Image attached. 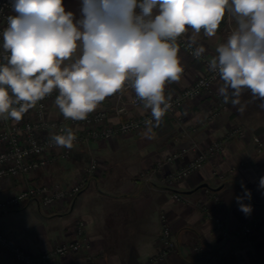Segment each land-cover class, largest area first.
Instances as JSON below:
<instances>
[{
  "label": "crops",
  "instance_id": "obj_1",
  "mask_svg": "<svg viewBox=\"0 0 264 264\" xmlns=\"http://www.w3.org/2000/svg\"><path fill=\"white\" fill-rule=\"evenodd\" d=\"M64 4L66 10L76 13L79 0H64ZM189 31L186 35L191 37L193 33ZM219 37L216 34L207 38L203 32L196 37L209 40L206 51L209 61L216 55L218 44L223 43ZM179 47L178 55L186 73L178 82L167 85L170 95L179 92L206 70L204 61L192 59L180 44ZM221 83L218 81L211 91L185 101L176 112L164 116L150 132L147 127L126 136L74 145L69 158L58 157L41 176L67 186L79 179L91 161L97 159L99 168L89 177L83 191L70 203L43 206L30 200L19 209L0 210V231L8 233L28 253L40 254L72 238L76 221L84 219L91 249L53 257L50 264H139L149 260L158 250L160 213L165 212L178 248L157 264L256 263L264 256V195L258 189L259 181L264 177V148L257 147L253 136H261L264 142V116L261 119L259 111L250 109L251 101L245 94L249 90H244L240 105L223 104L217 117L211 118L214 107L223 99L218 94ZM134 93V90L127 92L126 100ZM124 103L125 113L117 114L115 109L121 101L115 93L97 109L108 110L113 122L146 111L143 106H133L129 101ZM241 106H244L243 111L238 110ZM56 111L58 107L53 104L51 112ZM233 123L245 126L244 137L227 142L221 154L205 162L199 171L184 180L165 184L167 175L182 168L194 154L188 152L157 169L154 167L158 160L193 141L207 145L225 135ZM192 127L196 130L192 131ZM12 180L0 179V198L28 182L26 177ZM9 181L11 188L6 187ZM241 183L252 193L251 200L244 201L252 206L249 216L239 210L235 199L242 194ZM173 192L183 194L185 201L174 200ZM213 194L219 195L220 200H215ZM199 203L227 220L231 232L250 225L253 233L223 238L217 233L213 218L206 215ZM195 242L205 247L202 259L192 251L191 245ZM216 254L221 255L220 260L212 259ZM0 264L22 263L0 246Z\"/></svg>",
  "mask_w": 264,
  "mask_h": 264
},
{
  "label": "clouds",
  "instance_id": "obj_2",
  "mask_svg": "<svg viewBox=\"0 0 264 264\" xmlns=\"http://www.w3.org/2000/svg\"><path fill=\"white\" fill-rule=\"evenodd\" d=\"M11 8L0 33V118L19 121L55 91L65 119L85 120L129 87L151 110L150 132L171 107L165 85L184 72L178 38L191 30V47L201 32L214 37L226 15L235 26L209 61L222 82L218 94L235 107L249 90L264 108V0H79L76 13L64 0H11ZM204 52L200 46L194 55ZM74 140L71 129L52 137L68 149ZM241 189L235 199L249 216L253 209L244 201L252 193L243 183Z\"/></svg>",
  "mask_w": 264,
  "mask_h": 264
},
{
  "label": "built area",
  "instance_id": "obj_3",
  "mask_svg": "<svg viewBox=\"0 0 264 264\" xmlns=\"http://www.w3.org/2000/svg\"><path fill=\"white\" fill-rule=\"evenodd\" d=\"M11 8V0H0V33L7 26V17L13 15ZM227 17V16H225ZM2 43V37H0ZM180 46L183 50L196 61H204L206 70L194 79L189 85L182 88L174 94H167L165 85V96L170 97L171 107L164 116L176 112L181 105L187 100H194L202 94V92L211 91L213 86L220 81L219 76L209 70V60L204 53L200 58L194 55L195 49L199 47L196 43L191 47L189 39H182ZM0 62H3V50L0 48ZM183 66V65H182ZM184 68V66H183ZM186 69L184 68V75ZM132 91L131 88L125 87L121 92L116 93V97L120 99L121 105L117 106L115 112L117 114L125 113V101H129L133 106H143L142 101L138 100L136 94L130 95V99L126 100L127 92ZM57 92H53L51 96L39 101L37 105L29 109L23 114L19 121L14 119L0 118V179L26 177L28 182L21 188L10 195L0 198V210H12L21 208L26 201H35L43 206H53L57 203L73 202L74 199L83 191L88 183L91 175L97 172L99 161L93 159L85 170V173L73 183L63 186L57 181L38 182L37 174L44 171L58 157L69 158L74 145L90 140H104L114 136H126L131 133L140 131L149 127L145 121L153 120L151 110L146 111L138 116L127 117L117 122L111 120V115L105 108H98L90 113L85 120L65 119L59 108L57 113L51 112ZM225 104L223 99L221 103L214 107L212 117H217L218 113ZM163 116V117H164ZM155 121H153V124ZM71 129L75 140L71 149L55 146L52 137L58 134H65L66 130ZM192 131L196 127L191 128ZM246 130L242 123H233L225 135L214 139L207 145H200L198 142H192L187 147H183L177 151L168 154L166 157L157 161L154 168H161L165 164L174 162L179 157L188 152H193L194 157L191 158L182 168L175 170L167 175L165 184L173 185L175 182L184 180L191 174L199 171L205 162L214 159L216 155L221 154L227 142L245 136ZM253 142L259 149L264 148V142L261 136L254 135ZM264 195V190H261ZM174 200L183 202L185 196L180 192H173L171 195ZM213 198L217 201L220 196L213 194ZM206 215L213 218L215 229L223 238H233L237 235H250L253 233V226L244 225L240 230L231 232L227 220L214 215L210 210L205 208L204 204L199 203ZM168 215L165 212L160 213L161 229L158 237V250L149 257V260L139 264H157L165 261L170 254L177 250L178 242L174 237L172 226L169 222ZM86 221L78 219L74 225V236L68 240L61 241L48 251L40 254L28 253L21 245L6 232L0 231V246L7 251L13 259L22 264H50L53 257L65 256L71 252L79 250H90L92 243L86 234ZM193 253L199 259L203 258L205 247L200 242L191 245ZM220 254L212 257L214 260H220ZM254 264H264V256Z\"/></svg>",
  "mask_w": 264,
  "mask_h": 264
},
{
  "label": "rangeland",
  "instance_id": "obj_4",
  "mask_svg": "<svg viewBox=\"0 0 264 264\" xmlns=\"http://www.w3.org/2000/svg\"><path fill=\"white\" fill-rule=\"evenodd\" d=\"M227 16V15H226ZM235 26V22L231 19V18H229L228 16L227 17H225L223 20H222V22H221V25H220V27H219V29H218V31H217V34L218 35H220V37H219V41H226V39H227V36L230 34V32H231V30H232V28ZM188 33V32H187ZM189 33H190V31H189ZM191 33H192V31H191ZM192 37V36H191ZM191 37L189 36V35H186V33L185 34H183L180 38H178V43L182 40V39H189L190 41H191ZM208 38V37H207ZM207 38L205 39V38H202V39H204L203 41L202 40H200V39H198V38H196V44L200 47V46H203L204 48H205V55H206V51H207V48L209 47L208 45V41L209 40H207ZM210 43V42H209ZM180 44V43H179ZM181 65H183L182 63H181ZM184 66V65H183ZM185 67V66H184ZM186 69V68H185ZM186 73V72H185ZM190 84V83H189ZM188 84V85H189ZM245 94H247V98L251 101V105L252 106H250V109H253V108H255V110H257V111H259L260 113H261V119L263 118L262 116H264V108H261L259 105H260V101L259 100H253L252 99V95H251V93H250V91H246L245 92ZM50 166V165H49ZM49 168V167H48ZM47 168V169H48ZM47 169H45L44 171H46ZM42 173H43V171H41V172H39L36 176H37V179H38V182H43V181H50V182H53L52 180H46V179H44V178H42ZM17 178V177H16ZM8 179H10V181H13L12 179L13 178H6V180H8ZM5 181V180H4ZM10 181H9V183H7V185H6V187H8V188H11V187H9V186H11V184H10ZM73 183V182H72ZM71 184V183H70ZM6 190V189H5ZM14 192V189H11V191L9 192V194H11V193H13Z\"/></svg>",
  "mask_w": 264,
  "mask_h": 264
}]
</instances>
